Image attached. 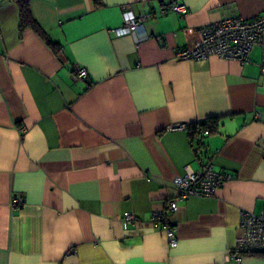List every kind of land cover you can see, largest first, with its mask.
Returning <instances> with one entry per match:
<instances>
[{"label":"crops","instance_id":"0c3cea01","mask_svg":"<svg viewBox=\"0 0 264 264\" xmlns=\"http://www.w3.org/2000/svg\"><path fill=\"white\" fill-rule=\"evenodd\" d=\"M173 1L186 12H163ZM28 5L54 47L0 0V264H264V251L233 253L241 211L264 210L260 50L244 64L176 57L199 26L231 11L252 19L264 0ZM126 12L145 18L146 39L115 31ZM208 118L217 127L192 144L184 126ZM208 162L231 178L178 201L171 248L151 213L186 166ZM126 212L137 221L124 228Z\"/></svg>","mask_w":264,"mask_h":264},{"label":"built area","instance_id":"2783aa9c","mask_svg":"<svg viewBox=\"0 0 264 264\" xmlns=\"http://www.w3.org/2000/svg\"><path fill=\"white\" fill-rule=\"evenodd\" d=\"M30 1V0H25ZM163 12L176 11L185 13L186 7L180 1H174L163 6ZM144 17L135 18L129 12L125 13L123 24L115 31L131 33L138 41L148 37L144 29ZM199 40L192 45L183 47L176 52L178 59L201 61L210 57L220 59L238 60L242 64L249 62L250 53L258 48L260 50V67L264 71V13L253 19H244L231 11L217 22L203 24L198 27ZM74 77L85 79L87 72L84 68L77 67ZM258 116L257 113H255ZM187 127L188 126H184ZM209 134L207 129L198 132L199 137ZM231 175L227 172L217 171L211 162L202 166L199 171L186 166L182 175L172 179L170 194L163 202L162 208L151 213L152 225L162 230L171 248L178 245V236L175 223L171 215L178 209V201L186 200L191 196H209L229 180ZM16 203L21 204L20 200ZM137 221L131 212L122 215L124 228ZM240 224L243 234L237 239L233 253L236 260L248 256L250 252L264 251V210L259 214L243 210L240 214Z\"/></svg>","mask_w":264,"mask_h":264},{"label":"trees","instance_id":"16d2710c","mask_svg":"<svg viewBox=\"0 0 264 264\" xmlns=\"http://www.w3.org/2000/svg\"><path fill=\"white\" fill-rule=\"evenodd\" d=\"M15 2L19 9V28L23 29L25 27H30L41 38H43L47 42V44H49L51 47H54L53 42L49 39L47 34L42 30V28L37 24V22L32 17L28 2L25 0H15ZM216 127H217V122L215 118H208V119L203 120L200 123L191 124L188 127V135L191 140V143L193 144L194 140L199 138L198 132L201 129H207L208 132L211 133V131H213V129H215ZM202 147L203 145L201 141L198 140L195 143V150L198 152ZM256 253H259V252L258 251L250 252L248 253V256L256 255Z\"/></svg>","mask_w":264,"mask_h":264},{"label":"rangeland","instance_id":"374dc122","mask_svg":"<svg viewBox=\"0 0 264 264\" xmlns=\"http://www.w3.org/2000/svg\"><path fill=\"white\" fill-rule=\"evenodd\" d=\"M257 16H258V15H257ZM257 16H256V17H257ZM254 18H255V17H254ZM252 19H253V18H252Z\"/></svg>","mask_w":264,"mask_h":264}]
</instances>
